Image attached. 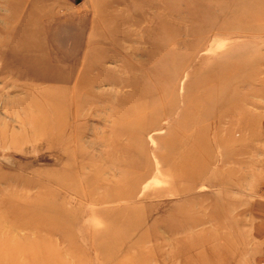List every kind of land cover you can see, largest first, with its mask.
<instances>
[{
  "label": "rangeland",
  "instance_id": "1",
  "mask_svg": "<svg viewBox=\"0 0 264 264\" xmlns=\"http://www.w3.org/2000/svg\"><path fill=\"white\" fill-rule=\"evenodd\" d=\"M0 264H264V0H0Z\"/></svg>",
  "mask_w": 264,
  "mask_h": 264
},
{
  "label": "bare ground",
  "instance_id": "2",
  "mask_svg": "<svg viewBox=\"0 0 264 264\" xmlns=\"http://www.w3.org/2000/svg\"><path fill=\"white\" fill-rule=\"evenodd\" d=\"M36 80H37V81L39 80L38 82H41V83H45V82H47L46 79H41V78L36 79Z\"/></svg>",
  "mask_w": 264,
  "mask_h": 264
}]
</instances>
